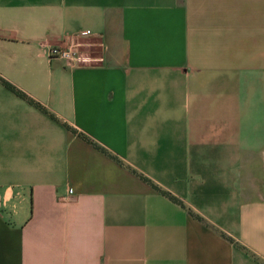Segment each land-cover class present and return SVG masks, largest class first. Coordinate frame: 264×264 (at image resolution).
Masks as SVG:
<instances>
[{
    "label": "crops",
    "instance_id": "0c3cea01",
    "mask_svg": "<svg viewBox=\"0 0 264 264\" xmlns=\"http://www.w3.org/2000/svg\"><path fill=\"white\" fill-rule=\"evenodd\" d=\"M0 75L109 152L0 82V264H264V0H0Z\"/></svg>",
    "mask_w": 264,
    "mask_h": 264
},
{
    "label": "trees",
    "instance_id": "16d2710c",
    "mask_svg": "<svg viewBox=\"0 0 264 264\" xmlns=\"http://www.w3.org/2000/svg\"><path fill=\"white\" fill-rule=\"evenodd\" d=\"M0 82L7 87L8 89H10L12 92H14L16 95H18L19 97L23 98L24 100H26L28 103L34 105L36 108H38L39 110L43 111L44 113H46L47 115H49L52 119L61 122L66 128L78 133L79 135L83 136L86 140L90 141L91 143H93L95 146H97L98 148H100L102 151L109 153L104 147H102L101 145H99L98 143L92 141L87 135H85L84 133L78 131L76 128L72 127L71 125H69L68 123L61 121L53 112H51L47 107H45L43 104H41L40 102L36 101L34 98H32L31 96H29L27 93H25L24 91H22L21 89H19L18 87H16L15 85H13L12 83H10L9 81H7L6 79H4L1 75H0ZM111 155V154H110ZM140 177L149 182L155 189L161 191L162 193H164L165 195H167L169 198H171L173 201L181 204L182 206L185 207L184 202L178 198L177 196L173 195L172 193H170L167 190L162 189L159 185H157L155 182H153L149 177L143 175V174H139Z\"/></svg>",
    "mask_w": 264,
    "mask_h": 264
},
{
    "label": "built area",
    "instance_id": "2783aa9c",
    "mask_svg": "<svg viewBox=\"0 0 264 264\" xmlns=\"http://www.w3.org/2000/svg\"><path fill=\"white\" fill-rule=\"evenodd\" d=\"M79 43H73L68 46H48L46 54L49 59L61 58L67 64L73 66L80 60L79 56Z\"/></svg>",
    "mask_w": 264,
    "mask_h": 264
}]
</instances>
